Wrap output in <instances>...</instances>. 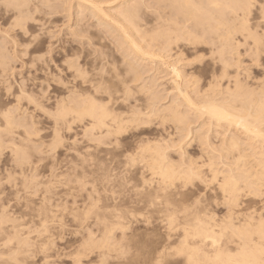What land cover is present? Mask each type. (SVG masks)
<instances>
[{
  "label": "bare ground",
  "instance_id": "bare-ground-1",
  "mask_svg": "<svg viewBox=\"0 0 264 264\" xmlns=\"http://www.w3.org/2000/svg\"><path fill=\"white\" fill-rule=\"evenodd\" d=\"M0 1L3 2L2 4L4 6L6 4L11 5V10H8V14H9L8 17H9L10 23H8L9 21H6L5 18L3 21H6L8 25L15 31V33H13L12 36L9 35V37L12 38V40H10L8 36H5V37H8L10 41H12L11 45L8 44L9 46L12 47L10 48L11 51H9L8 49L7 50L5 49L7 43H4V42L2 43L0 41V86L3 87L5 91L4 96H6V99L9 101L8 103L0 107V147H1L2 140L8 141L9 144L14 145V144H17L19 140L18 139L17 142L15 141L17 136H19L18 138H20V140H21L20 135L24 137V139L22 138L23 141H26L27 140L26 138L29 139L31 135L36 136L37 133H39L40 131L39 128L41 129L40 120H42L41 123L43 122V120L50 122L49 125H51L52 136H51L50 143L48 142L49 143L48 147L52 145L51 148H53V146L55 147L61 144L59 141L64 139L63 137L62 139L60 137L62 135L63 130L64 132H71V131L74 132V130L72 129L73 125H76L77 128L78 127L80 128V131L78 132L82 135L81 140L87 143V145L96 143L94 146L99 148L98 146L100 144L107 146L108 143L104 142L106 140L110 141L112 147L114 146L112 144L113 142L116 145L119 144V139L126 132L127 129L125 128L127 125H128V128H130L131 126L130 124H134V130H135L136 129L135 126L136 127L144 126L148 124L152 118L154 120V117L155 119L157 118L159 122V126H164L166 123H169L172 126V128L175 130V132L178 133V140L172 141L171 136L174 134L171 135L172 133L171 132L172 129H171L170 130L171 136L169 138H171L170 141H172V143L169 142L171 143V145L167 143L168 144L166 145L167 148L162 147L165 145V144L162 145V143H164L163 142L164 139H162V143L161 141L158 142V143H161L160 145H162V146H159L158 143L151 144L149 142L139 141L140 139H136V137H134L135 140H138L140 142L139 146L135 148V152L137 149H140V151L138 153V157H139L138 161L131 168H134L135 166L140 165L137 170L138 173H136L137 174L136 177L138 176V179H140L139 188L147 187L148 191L151 192L153 197H155L157 193V189H159L161 186L160 185V181L162 180L161 170H163V172H167L169 169H171L174 166L176 171L179 172L184 167H191L194 161L199 163L201 166L211 165L212 162L214 161L215 162L214 169L204 168L203 170L210 177L215 176L216 183L211 184L207 187L206 192H209L208 194L210 195L209 196L205 195L206 197L203 196L198 208L195 210L189 211L185 215L179 217V222L176 223L174 226H170L167 223V216H166L167 208L163 206L164 204L167 203V199L161 202L159 198H157V203L153 205V200L147 195H145L144 197H146V200L144 202H142V200L139 201V203H143V205L142 204L141 205L142 207L144 206L143 207V209H145L144 211L151 210L152 212H154L152 214L159 213L160 215H162L161 217L158 215V217L160 218H158L159 220L158 219L156 220L160 221V223L165 228L164 231H166L165 235L163 234L164 232L161 233V235L163 234L164 236H161L160 239H159L160 233L158 231L159 233L158 241L161 240V238L163 239L160 242L161 243L160 245L157 240H156L157 242L154 244L157 245L158 243V246L153 244L154 245L153 250H155L157 247L158 248L154 252L152 251V248H151L150 251L153 252V253L151 252L152 255H149L150 252L148 253L147 251H143L145 253H148V255L150 256V262L146 261L147 260L146 257L145 258L143 257L144 253L143 255H141L142 251H139L141 250V248L139 247L140 249L138 250L137 244H136L137 247H135L134 241H136V239L140 237L137 234L138 230L135 233V236L137 237L135 239L131 237L134 235H131V236L127 235L128 229H131L129 228V224H131L132 226L133 221H131V219L129 218L131 222L127 224L129 220L128 218H126L128 221L126 222V224L121 223L123 226L116 222L115 223L111 222V220H115V219L118 220L119 218H125L126 215L121 214L122 212H120L119 214H117V217H118L117 218L116 216L115 217L112 216L113 214L111 215V213L113 212L110 211L111 212L110 215L114 217L115 219L109 218L110 222L108 226H105L106 224L103 221L104 224L102 223V226H103L102 229L104 227L110 228V226H112L110 225V223L111 224L114 223V226L115 224L120 225V227L116 225L118 227L115 226V228L116 229L118 228L117 230L122 231V236H120V240L123 241L122 246L124 247L123 248L124 250L119 249L122 247L120 245V247L118 248V251L120 252L121 250H123L124 252L123 253L121 251V254H123V257L121 258H124L123 260H125L123 261V264H156L157 261H160L161 264H189V259H191L192 264H231V262L235 261L238 258H241V259L246 258L247 254L251 252L252 249L257 250L256 258H258V246L261 240V237L259 235L260 223L262 219V214H264V210L262 209V211H256V209L251 208L248 203L252 201L251 200L252 198L255 199V197L256 199L257 197L258 199H260L259 197L260 196L262 197V193H264V81L258 84V86L254 88H248L246 85L247 84L246 81L248 80L255 81L257 78L252 76L249 69L244 68L240 70V68L242 67L240 59H241L242 51H244V53L251 52L254 54L255 58L258 59L259 55L264 50V28H262L260 24L261 19H262L261 14H260L261 0H152L156 4L161 5V7L163 6L162 7L163 10L161 9L162 12L157 14L158 16L154 13L151 14L153 15V17L149 16L150 18H154V20L152 19L153 21H147V20H151L150 18L148 19V17H147V20H145L146 17L143 20V17H144L143 10L147 7V5L146 6L144 5L146 4L145 1L143 4L141 0H76L78 2V6L77 4L76 6L80 10V13H82L86 9H89L88 11H90L91 14H86V15H89V16L91 15L90 17L92 18L98 17V20L106 19V21H109L108 23H110L112 27H115L117 29L119 28L121 31L118 34V37L120 38L118 40L120 41V44L123 47H127V49H129L130 51H133L132 54H135L141 57L142 59L149 60V62H159L161 66L160 67L158 66V68H162V67L164 68L165 66L167 74L166 72L164 73V71L162 72L166 74L168 78L170 76L169 84H171V90L169 89L170 91H167L168 88H166L165 90L168 93L171 92L170 95L172 98L170 99V96H169V101L168 103H166L167 106L164 107L162 106L164 104L163 103L161 104L160 102L162 101L163 98L159 99L158 97L160 96L152 94L150 87H148L147 90L144 88L146 90V91L144 90L145 96L147 95V97H145L144 99V95H143L142 102L145 103V106L142 105L143 108L140 107L141 105H138L137 102L136 103L134 102L135 104H137L136 107L134 104H132V107H130L131 103L130 105L127 104L129 103L128 97L135 96L138 90L133 91L134 89H132L130 93L126 94L125 89H124L125 83H127L128 85L131 84V88H133V85L135 84L131 82L140 81L142 79L140 77V74L137 72H134V75L130 76L131 71L129 70L130 72H128L126 71L128 69H125L123 67L122 71L125 69L124 71L126 74L125 73L124 74L126 78H127V72L129 73L128 76L130 77L134 76L133 79L129 77L131 79L129 81L130 83L126 82L125 80L127 79L125 78L123 79L124 77V75H122L123 73L121 71H119L121 73L117 72L118 69L116 68H118L119 66L115 67L113 63L115 59L112 60L111 59L112 57H111L110 58L111 62L109 59H107L110 57L109 54L105 58L109 60L108 64L111 66L112 69L109 67V69H107L109 71L106 72L105 74L103 73L105 71V69L103 71V68L106 67L105 64H102L103 62L106 61L104 59V56H105L104 54V56H102L101 58V61L103 60L105 61L101 63L100 60H97L98 66L96 64L94 66L95 68L96 66L99 67V73L98 74L95 73L96 74L95 76L93 75V77L95 78H89L87 80L79 76V69H84L85 72L87 73L91 72L90 69H87V65H88V68L90 65L85 61L82 62V59H81L82 57L81 55H83L85 52L81 54L80 52H77L75 49L73 51L72 48H70L69 50L66 49L62 51H60V48H58L59 51L58 50H57L58 52L55 51L58 53L57 55H59L57 59L61 58V60L59 61L60 63L58 64L59 66L57 65V68L60 67L62 70L56 71V73L58 72V75H55L54 73L52 74L53 66L52 68L51 67L49 68V65H48L46 69L43 68L44 70L41 68V66L40 68L36 66L39 63H46L44 61L39 60L38 57H36V54L38 53L37 46L39 45L40 40L38 39L33 42L32 37L36 35H33V36L27 35L29 36L27 37L24 34V31L16 27H13V23L14 21L17 20V18H21L26 22L24 26L27 29L28 33H29V30H31V27L33 26L35 28L38 27V29L41 30L42 32L43 26L45 25H42V20H41L43 17L42 16L43 14L37 15L38 13L39 14L43 13V12H40L41 10L40 8L42 7H39V6L41 5L43 7L48 8L49 10H55L56 5H53V3L50 4L52 0H38L36 1L38 2L36 4L34 3V1L31 2V0H0ZM147 4L149 3L147 2ZM248 4H254V7L248 8L247 7ZM143 5L145 6L144 9L142 8ZM5 7L3 8V10H5ZM105 8L109 10H106ZM7 9L8 8H6V12H7ZM146 9H149V7ZM146 9H145V12L148 11ZM37 11L39 12L36 14V18H35L34 13H36ZM111 11L113 12L110 13ZM44 13L46 14V12ZM81 15L82 14L78 16H81ZM37 16L39 17L42 16V17H40L41 19H39ZM145 16H146V13H145ZM154 16H157V17H154ZM1 19L2 18H0V20ZM138 20H140L141 22L142 20L146 21V23L144 22L145 24L143 25H142L143 22L139 24ZM6 22L4 24H6L7 26ZM100 25L101 24H99V26ZM103 25L108 27V29L110 27V25H108L107 23H103ZM10 29L8 31H10ZM117 29H116V32H117ZM109 30H108V33L110 32ZM86 31L88 30H85V32L84 31L83 32L86 33ZM0 32L2 33V30H0ZM91 32H89V35ZM4 33L7 34V32H4ZM112 34L114 35V33ZM113 35L111 36L113 37ZM94 36H95L94 34L92 35V37L90 35V38L93 39ZM103 36L101 37L102 39H103ZM14 38H16V41ZM17 38L19 40L18 44H17ZM26 38H29V39H26ZM3 39L5 38L3 37ZM92 39H91V42H92ZM102 39L99 38V40L96 42L100 43ZM84 40L86 39L84 38ZM86 41L88 42V40ZM141 42H144L145 44L146 43L149 44V45L146 44L147 46L145 48H148V47L150 48V45H151V48H154V51H155V47H156L157 48L156 52L152 53L153 50L152 51L150 50L149 52L145 51L140 45ZM28 43L32 44L31 50L27 51V49L30 48L29 47L25 51H18L17 48H19V50L22 48L23 50L25 49V44H28ZM99 43L97 45H99ZM103 45L104 44H102V46ZM21 46H23L24 48ZM105 46L104 48L103 47L102 48L104 51H107L105 49L108 46L107 47ZM109 48H110V45H109ZM125 53L128 54V52L126 51ZM129 54H131V52ZM95 56H98V55H95ZM192 56H195L194 58L195 60L193 61L190 58ZM72 57H78V64L76 66L77 70L75 71H69V68L72 67V65L65 64V61L71 60ZM127 57H129V55ZM84 58L86 60V57ZM87 61L89 62V60ZM98 61L100 62V64L98 63ZM95 62H96V58H95ZM132 62L135 63V61H131V63ZM129 63L130 62H128L127 67H129ZM255 63L256 62L254 61V64ZM14 64H17L16 67L17 68L19 67L20 70H24V72L26 73L29 72V69L31 70L32 68V70H34L33 71L34 74H32V77L26 78V80L25 79L23 81L20 80L22 78L21 77L19 79L20 81H16L15 77L17 75L14 74V70H15ZM135 64H137V62ZM145 65H147V63H145ZM195 65H198V67L200 68L204 66V68L206 69L208 68L209 70L211 68V70L213 71L211 75V77L213 76V79L210 80V82L212 81L211 83H208L209 84L208 89L207 88L204 89L205 87H201L204 85H202L201 83V86H200L199 79L195 77L196 75L194 76V72L199 73V70L198 68H195ZM35 66L37 67L36 70L33 69L35 68ZM134 66H137V65H134ZM140 66H142V64ZM129 69L133 70V68H129ZM241 72L245 74V78H244V81L246 80L245 82L243 81L242 78H240ZM8 73H10L9 74L10 76L8 75ZM37 73L41 74V77H37L38 76ZM158 75H161V74L158 73ZM12 76L15 79V80L13 79L14 81L12 80L13 78ZM20 76H22V74ZM162 76L164 80L165 76L163 74ZM260 76H264V72H263V75H260ZM66 77H68L69 79ZM50 80L52 81V83H49ZM153 81L154 80H150V83ZM258 81H259V78H258ZM141 82H143V86H146V84L144 85V81H141ZM145 82L148 83V80ZM138 84L141 85L142 83H138ZM208 84L206 83L205 85L208 86ZM141 88L143 89V87ZM106 93H110V95L107 98L105 95ZM141 94H144V92H142ZM166 96H168V94ZM17 97H20V99H17ZM108 99H111L110 104L108 103ZM135 99H138V100L140 99L139 101L141 102V97L135 98ZM158 103L162 106L161 108L155 105ZM101 104H106L107 108L104 110H101L99 107V105ZM153 105H155L156 107H154ZM144 107L147 110V112L142 111ZM193 124L197 125L196 126L197 129L195 128L196 131H194L193 129V126H192ZM132 127L130 128L131 131H133ZM168 127H166V129ZM20 129H22V132H20ZM27 129L31 131L28 132ZM166 129L165 127H162V129L160 130L162 132V130L166 131ZM41 130L43 131V128ZM46 130L47 129H45L44 132ZM143 130L145 131V129ZM18 132L19 134L20 133L21 134L18 135ZM60 132H61V135H60ZM135 134L134 136H136ZM142 134H145V132ZM165 134L167 133L165 132ZM165 134L163 133L162 135L165 136ZM137 135H140V133ZM147 135L150 136V133ZM147 135H144V136L142 135V136L145 138V136ZM151 135L154 136L153 134ZM168 135L169 134H167V136ZM126 136L128 137L129 134ZM142 136L141 138L143 139ZM72 137H69V138H72ZM131 139H133V137ZM166 139L169 141L168 137H166ZM67 140L65 142L69 145V142H67ZM14 141L16 143L13 144ZM71 141L72 140H70V142ZM138 141H136V143ZM127 142L131 144V145H128V147L130 146V149L126 147L128 148V150H131L132 147H134L135 145L137 146L138 144V143L137 144L134 143L135 145L132 144L134 141L131 143V140L130 141L128 140ZM73 143L75 144V140L73 141ZM193 145H195V148L197 149V150L195 149L196 154L200 152L199 157L198 155L197 157H195L196 155L195 156L193 155L195 153L194 149H193L194 151L192 150L194 152L193 154L190 152V154H192L194 157L192 155L190 156L188 154L189 152L187 153L186 149L187 148L192 149ZM105 146H102V147L105 148ZM90 147L91 146H85L86 148L85 150L87 151L88 149V151L92 152V150H89ZM107 147H110V146H107ZM14 149L15 148H13V150ZM54 149H56V147ZM91 149H93V146ZM111 149L112 148L109 149L110 152L115 150V148L112 151ZM167 149H173L174 151H176L175 153L177 152L179 153L180 151V154L178 155L179 161L173 162L174 159L172 161V159H170L167 156V153H165V150ZM132 150L134 152V149ZM84 151L82 152L83 154H85ZM115 151H117V149ZM215 152L220 154L218 156V161L221 159L220 163H217L216 162L217 160L215 161V158H216V155L214 156ZM109 153L107 154L110 156L111 153L110 154ZM87 154L89 156H87ZM87 154L84 156H87L88 159L90 160L91 153H87ZM80 156L82 157L83 155H80ZM117 156H113V157L116 158ZM255 156H257L256 157L257 159L255 158ZM118 157L122 159L121 156H118ZM173 157L175 156L173 155ZM208 157H211V159H208ZM77 158L79 159V157ZM93 158H94V155H93ZM224 158L228 160L229 162H225ZM116 159L118 160V158ZM124 160L125 159L123 158V162H125ZM118 162L120 164L119 160ZM121 163H122V160H121ZM127 163L129 164L130 161H127ZM122 164H124V167L126 166L125 163H122ZM124 167L121 169L125 170ZM153 168L156 170V173H157L155 176H153V171H152ZM96 169L99 170L98 168ZM127 169L125 171H127ZM130 171L132 170L130 169ZM132 172L131 173L129 172V175L132 174ZM122 174L125 175L124 172L120 173L121 176H123ZM134 174L135 173H133L132 175L134 176ZM129 175L127 173L126 176H128V178L132 177ZM146 175L147 177H145ZM111 177H113V175ZM144 179H148V180L155 179L157 183L155 185L149 183L147 186H145L143 183ZM121 182H125V181H123L122 179ZM127 182H125L126 183L125 185H129L127 184ZM129 183H131V181ZM195 183L197 184L193 183L185 187L184 184L177 178L175 182L173 183L172 187L169 189L168 198L175 196L177 199H183L185 202H187V197H191V198L194 197L193 199H191L194 202L200 196L195 195L197 190L196 191L194 190L195 193L194 191H188L189 187H192V188L197 187L198 190L200 191L202 190V192L203 191L205 192V187L201 185L199 181ZM126 190L130 192L131 189L130 190L126 189ZM164 195L165 194L163 192H160V196H164ZM111 198L115 200L113 197ZM129 198L131 197H128L127 201H125V204H127L126 202H128L129 204V201H128L130 200ZM141 199L143 198L141 197ZM86 200H89V198H87ZM246 201H249V202H246ZM116 203L118 202L116 201ZM254 203L255 202H253L252 205H254ZM120 204L123 205L124 202ZM245 204L249 205L250 208H246L248 206H246ZM116 205L114 206L116 207ZM118 206L119 205H117V207ZM85 207L86 206H84L83 209ZM126 207L127 205L124 206L125 210L121 209L120 207L119 208L121 209V211L123 210L124 213L131 215V218H132V214L127 212L129 207L128 209ZM252 207H255V206H252ZM143 209L141 210L142 212H143ZM180 211L182 212L184 211L183 207L180 208ZM81 212L83 215V211ZM114 212H115V209H114ZM116 212L118 213V211ZM217 213H220V215L222 213L223 214L221 217H218L219 215H217ZM106 214H109V213L106 212ZM106 214H105V218L107 217ZM118 215L119 216L125 215V216L119 217ZM133 217H134V214H133ZM105 218L103 220H105ZM155 218L156 217L154 216V219H153L154 221H155ZM106 219L107 221H109L108 218ZM126 219H124V221ZM158 221H157V224L159 223ZM0 222L2 224L4 221L0 220ZM144 222H146L147 224L151 223V221H149V219L147 218H146V221ZM158 225H156L157 226L156 230H158V228H160V230L162 228L163 230V227L162 226L158 227ZM186 226H187V236H188L187 240H185V234H186L185 227ZM154 227L155 226L153 225V228ZM115 228L112 226L111 230H114ZM111 230L107 231L105 229L104 230V232L106 231L105 233L101 231V234L103 233L104 234L102 235L101 240L98 239L100 235L96 237L98 239V241L96 242H94L95 238L93 239V237H95L96 235L94 234L95 235L94 236L93 235L94 232H91L92 235H90V237H92V239L88 237L89 243L85 245V250L83 252H80L81 251L80 250L79 253L77 254L75 253L76 255H74V258L73 256L71 258L75 259V262L78 264V262L80 261L78 258L85 256L86 251H88L89 248L91 249V247H95V248L97 247V249H104V248H109V247L111 248L112 246L116 247L117 245L115 246L114 242L117 241V239L112 237L113 232ZM156 230H154V232ZM146 231L148 232V230ZM43 233H45V231ZM141 233H142V230H141ZM112 238L115 241L112 240ZM17 240H15V242ZM10 241L12 240L10 239ZM110 241H113L112 242L113 244H111ZM6 242H8V240ZM23 243H26V242H23ZM137 243H138V239H137ZM7 245L9 244L7 243ZM132 245L135 249V250L133 249L134 252H131ZM9 246L11 247V245ZM139 246H141L140 243H139ZM181 246H183V250L186 253L184 256H178L175 251L176 249L181 248ZM139 253L142 257L139 256ZM237 253H240L239 257L236 255ZM13 255H14V252H13ZM13 255H12V258H13ZM14 256L16 257V255ZM19 258L20 257H18V259ZM147 258L149 259L148 256ZM100 261L99 262L102 264V259ZM45 262L43 264H45ZM73 264H74V261H73Z\"/></svg>",
  "mask_w": 264,
  "mask_h": 264
},
{
  "label": "rangeland",
  "instance_id": "rangeland-1",
  "mask_svg": "<svg viewBox=\"0 0 264 264\" xmlns=\"http://www.w3.org/2000/svg\"><path fill=\"white\" fill-rule=\"evenodd\" d=\"M33 1H34L35 4L38 3V2H36L38 0H31V2H33ZM52 1H54V2H52ZM52 1H51L50 4L53 3V5H56L55 6L56 7L55 10H49L48 8L43 7V6L40 5L39 7H42V8H40L41 9L40 12H43V13L39 14L38 13L39 11H37L36 13H34V17L35 18H36V14L37 13H38L37 15H42L43 14L42 16L43 17L45 16L44 18L42 16H40V17H42V19L39 16H37L39 19L42 20V25H45V26H43L42 32H41V30L38 29V27L35 28L32 25L33 27H31V30H29V34H28L29 36L37 35V33H40L41 34V36H39L40 43L37 46L38 53L36 54V57H40V56L44 55L45 52H49V55L46 58V60L48 62L47 61H44L46 63H39L40 65L39 64L36 65L38 68H40V66H41L42 69L43 68L46 69L48 65H49V68L50 67L52 68V66H53V69H52L53 72H52V74L54 73L55 75H58V72L56 73V71L57 70L58 71H61L62 70L60 67H58L59 69L57 68V65L60 63L59 61L61 60L60 57H59L60 59H57L58 56H59V55H57L58 54L57 52L59 51L58 48H60V51L66 50V49L69 50L70 48H72L73 51L75 49L77 52H80L81 54H83L85 52L83 55H84V57H86V60L83 57V55H81L82 56L81 57L82 62L85 61V62H87L90 65L89 68H88V65H87V69H90V71H91L89 73L91 75L90 78H95V77H93V75L95 76L96 74L99 73V67H97L98 66L97 60H100L101 61L102 56H104V54H105L104 59L106 61L105 60H103V61H105L106 63L103 62V61H101V63L103 62L102 64H105V66H106V67L103 68V71L105 69V71L103 72L104 74L109 71V70H107V69H109V67L111 68V66L108 63H109L110 58L112 57L111 58L112 60L115 59L114 62L112 61L114 63V65H115V67H118L119 66L121 68V69L119 67L116 68V69H118V71L117 70L116 71L118 73H121V72L123 73L122 75H124V77L123 76L122 77H123V79L124 78L127 79V80H125L126 82H129L131 79H133L134 76L133 77H130V76L131 75H134V72L139 73L140 74V77L142 78V79L140 78L141 80L138 81V82H131V83L135 84V85H133V88H132V89H134L133 91H135V90L137 91L138 90V92H137V94H135V96H133V97L132 96H129L128 97L129 103H127V104L130 105V103H131L130 107H132V104H134L135 107L137 106V104L138 105H141L140 107H142V105L145 106V103L142 102L143 101L142 98H143V95H144V99H145V97H147V95L145 96V91L148 89V87H150V89L152 91L151 92L152 94H155L157 96H160V97H158L159 99H162L163 98L162 101H160L161 104L162 103L164 104L162 106H164V107L167 106L166 103H168V101H169V96H170V99L172 97L170 95L171 92L170 93L167 92V91H170L171 90V84H169L170 83V81H169L170 76H169V78L166 76L167 72H166L165 66H164L165 69L163 67L162 68H158V66L159 67L161 66L159 64V62H149V60L142 59L141 57H139V56H137L135 54H132L133 51H130L129 49H127V47H123L120 44V41L118 40V39H120L118 37V34L120 33L121 30L119 28H118L119 29L118 30L117 28L112 27V25L110 23H108L109 21H106V19L105 20H103V19L98 20V17H93L92 18V17H90L91 15L90 16L89 15H86V14H91V12L88 11L89 9H86L85 8L86 10H84L82 13H80V10L77 7L78 6V2L76 0H52ZM63 1H65V2H63ZM144 1L146 2V4H144ZM141 2L145 6L147 5L146 8L149 7V9H146L144 5L142 7L143 9L145 8L146 10H148L146 12H145V9L143 10V12H144L143 20H144L145 17H146L145 20H147V17H148V19L150 18L149 16L153 17V15H151V14L154 13V14L157 15V14H159V13L162 12L161 9L163 10V8H162L163 6L161 7V5L156 4L152 0H141ZM147 2L149 4L150 3H152V4L149 5V4H147ZM2 3L3 2L0 1V18H2L0 20V26L2 28L3 25H4V27L2 29L0 28V30H2V33L0 32V34H1L0 41L2 43L3 42L4 43H7L5 49L6 50L8 49L9 51H11L10 48H12V47L9 46V45L12 44V41H10V40H12V38H10L9 35L12 36V34L15 33V31L8 25V23H10V20H9V17H8L9 16L8 10H11V7H5ZM76 4H77V6H76ZM154 4H156V5H154ZM3 6L5 7V10H3V8H4ZM70 6H72V7H70ZM6 8H8L7 9V12H6ZM67 10H69V11H67ZM106 10H109V9H106ZM150 10H152V11H150ZM44 12H46L47 16H46V14ZM87 12H89V13H87ZM112 12L113 11H111L110 13H112ZM145 13H146V16H145ZM3 14H4V16H3ZM80 14H82V15L81 16H78ZM67 15H68V17H67ZM157 16H154V17H157ZM4 18H5L6 21H9V22L7 23L6 21H3ZM89 18H90V20H89ZM150 19L151 20H147V21H153L154 20V18H150ZM47 20H48V22H47ZM143 20H142L143 23L140 20H138V23L139 24L142 23V25L145 24L146 21H143ZM5 22L7 23L8 28H7L6 24H4ZM103 23H107L108 25H110L111 29L109 27V29H110L109 30L108 27H106L105 25H103ZM99 24H101V25L99 26ZM64 25H67V28H65ZM102 27H104V28H102ZM9 29H10V31H8ZM116 29H117V32H116ZM85 30H88V31H86L87 34L84 33ZM108 30L111 32V34H110V32L108 33ZM111 30H113L114 32L111 31ZM3 31L4 32H7L8 35L5 34ZM31 32L34 33V34H32ZM89 32L92 33V34L90 33L91 37L94 34L95 35L94 36L95 39L96 38L97 39L95 40L94 37H93V39L90 38ZM3 33H4V35H3ZM112 33H114V35ZM74 34H75V36H74ZM111 35H113V37ZM5 36H8L10 38V40H9L8 37H5ZM29 36H27V37H29ZM76 36H78L79 38L78 39L77 38H74ZM102 36H103V39L101 38ZM3 37L5 39H3ZM98 37L103 40V42H102V40L100 41L101 45H100L99 42H96V41L99 40ZM1 38L3 39V41H2ZM84 38L86 40H88L89 43L86 40H84ZM113 38H115L116 41ZM14 39L16 41V38H14ZM26 39H29V38H26ZM91 39H92V42H91ZM5 41H7V42H5ZM108 42H110V43H108ZM18 43H19V40L17 38V44ZM98 43H99V45H97ZM50 44H51V49H49V45ZM102 44H104V45L102 46ZM142 44H143V46H142ZM146 44L149 45L148 43H146ZM146 44L144 42H141L140 43L141 47L145 51L149 52L150 50L151 51L153 50L152 53L153 52H156V50H157L156 47H155V51H154V48H151V45H150V48L151 49L149 47H148L149 49L148 48H145L147 46ZM19 45H21V44H19ZM109 45H110V48H109ZM90 46H92L94 48H92ZM104 46L105 47L108 46L105 50H107V51L109 50L110 52L108 51V53H107V51H104L103 50ZM21 47H23V46H21ZM61 47H63V48L65 47V48L63 49ZM17 49H18V51H25L27 48H25L23 50H22V48L20 50H19V48H17ZM28 50H31V47L29 49H27V51ZM55 51H57V52H55ZM93 51H94V53H93ZM125 51L128 52V54L125 53ZM130 52H131V54H129ZM9 54H10V52H9ZM86 54H87V56H86ZM88 54H90V55H88ZM108 54H109L110 57L107 58V59H109V60H107L105 58L106 56H108ZM126 54H127V56L129 55V57H127ZM38 55H40V56H38ZM95 55H98V56H95ZM132 55H133V57H132ZM95 58H96V62H95ZM121 58H123V59H121ZM124 58H125V60H124ZM190 58L192 59V61L195 60L194 59L195 56H192ZM49 59H50L51 62L49 61ZM87 60H89V62ZM240 60H241V66H242L240 68V70H242L244 68L245 69H249V71L251 72L252 76L257 78L255 80L256 82L254 80H248V81L245 80L246 83H247L246 85H247L248 88H254V87L258 86V84H260V83H262L264 81V78H263L264 76H260V75H263V72H264V66H262V65H264V50L259 55L258 59L255 58V56H254L253 53H251V52L250 53H244V51H242V55H241V59ZM53 61L54 62L56 61L57 63L56 62L54 63ZM119 61H120V63H119ZM122 61H124V62H122ZM131 61H135V63L137 62V64H135L134 62H132L134 65H137V66H134L131 63ZM254 61L256 62L255 64H254ZM110 62H111V60H110ZM128 62H130L129 63V67H127L128 66ZM98 63L100 64L99 61H98ZM123 63L126 64V65H124ZM138 63H140V64H138ZM145 63H147V65H145ZM95 64L97 65L96 66L97 70L94 67ZM121 64H123V65H121ZM141 64H142V66H140ZM143 64H144V66H143ZM16 65L17 64H14L15 70H17L18 72H20V73H18L17 71L14 70V74L18 76V77L17 76L15 77L16 78V81H20V80L23 81L24 79L26 80V78H30V77H32V74H34V72H33L34 70H32V68H31V70L29 69V72L31 73L30 74L29 72L26 73V72H24V70H20V68L19 67L17 68ZM42 65H44V66H42ZM55 65H56V67H55ZM36 66L33 69L36 70V68H37ZM91 67H92V69H91ZM123 67L125 69H128L126 71H128V72L131 71L130 72L131 73L130 76H128L129 73L127 72V78L125 76V74H126L125 71H124L125 69L122 71ZM55 68H56V70H55ZM129 68H133V70H131ZM157 68H158L159 71L157 70ZM195 68H198V70H199V73L194 72V76L196 75L195 77H197L199 79V85L201 86V83H202V85H204V86H201V87H205L204 89H206V88L208 89L209 88V84L208 83H211L212 81L210 82V80L213 79V76L211 77L213 71L211 70V68H210V70L208 68L207 69L204 68V66H202L201 67L202 69H201L200 67H198V65H195ZM111 69H110V71H111ZM94 70H96V71H94ZM119 71H121V72H119ZM162 71H164V73L166 72V74H164ZM10 73H8V75ZM158 73L161 74V75H158ZM200 73H201V75H200ZM19 74L20 75L22 74V76H20ZM23 74H24V76H23ZM162 74L165 76L164 77V80L162 78L163 77ZM25 75H27V76H25ZM37 75H35V76L41 77V74L37 73ZM240 75H241L240 78H242L243 81H244L245 74L241 72ZM66 78H68V77H66ZM200 78H201L202 81L200 80ZM258 78H259V81H258ZM13 79H14V77L12 78V80ZM147 80H148V83L145 82ZM150 80H154L155 82L153 81V82H151L152 83L151 84L150 83ZM141 81H144V85L146 84V86H143V82H141ZM138 83H142V84L140 85ZM206 83L208 84V86L205 85ZM136 84H138V85H136ZM130 86H131V84H130ZM140 86L143 87V89ZM135 87H137V88H135ZM166 88H168L167 91L165 90ZM141 89H142V91H141ZM142 92H144V94H141ZM156 92H158V93H156ZM4 93H5V91H4L3 87L0 86V107L9 102L6 99V96H4ZM166 93L168 94V96H166L167 95ZM134 97L135 98H140L141 97V102L139 101L140 99L138 100V99H135ZM136 100H138L140 103L138 101H136ZM134 102L135 103L137 102V104H135ZM159 103L158 104H155V105H157V107L159 106L161 108L162 106ZM155 105H153V106L156 107ZM140 107H139V109H140ZM142 108H141V110H142ZM142 111L147 112V110L145 109V107H144V109ZM156 120H157V118L155 119V117H154V120H153V118L151 119V121H153V122L149 121L148 124H146L144 126H141V127L140 126L139 127H136L135 126L136 132L134 130V124H130L131 126L129 125L130 128L133 126L132 127L133 131H131L130 128H128V125H127L125 129H127V130L129 129V130L128 131L126 130V132L124 133L125 135L123 134L122 137L119 139V145H120L119 148L120 149L117 148V147H114L116 144H114V142L112 143L114 145L113 147L115 148V150L117 149V151L113 150L114 148L112 147V145L110 147H107V146H109V144H107V146H105L103 144H100L98 146L99 148H97V147L94 146L96 143L95 144L93 143V144L87 145V143H85L83 140H81L82 135L78 132V131H80V128L79 127L77 128L76 125H73V128H72L74 130V132L73 131H71V132H64V130H63L62 135H61V132H60L61 139H62V137L64 139L65 138L69 139V140L65 139V141L67 140V142H69V145L63 139L62 140V141H64L63 144L61 143L60 145H57L58 148H57V146H55L56 149H54L55 148L54 146H53V148H51L52 145L50 147H48L49 146V143H50V140H51V136H52V134H51V125H49L50 122H47V121H44V120L42 122V123L45 122L44 124H42L41 123L42 120H40V125H41L40 127H41V129L43 128V131L39 128V130H40L39 133H37L36 136L35 135H31L29 137V139L26 138L27 139L26 141H23L22 140V138L24 139V137H22L20 135L21 133L19 134V132H18V135H20L21 140H20V138H18L19 136H17L16 139H15V141L17 142V140L18 139L19 140H18L17 144H14V143H16L15 141L13 142V144L15 146L12 145V144H9L8 141L2 140L1 141V147H0V220H2L4 222L2 224L0 222V224H1V226H0V229H1L0 230V233H1L0 234V253L2 255V256L0 255L1 256V258H0V264H8L9 262H11L9 264H37V262H39V264H43L45 261L47 262V264H73V261H74V264H75L76 263L75 262V259H73L74 258V255H76L77 253H79L80 250H81L80 252H83L85 250V245H87L89 243V238L88 237H90V235H92L91 232H94L93 235L94 234L96 235V236L94 235L95 237H93V239L95 238L94 239V242H96V241H98V239L101 240L102 235L106 232V231L104 232L105 229L107 231H109V230H111L112 226L115 228V226L118 225V224H120V225L126 224V222L128 220H129V222H127V224H129L131 221H133L132 222L133 225L131 226V224H129V228H131V229H128V233L126 232L127 235H130V236L131 235H134V236H131V237H133L135 239V238H137L135 236V233L138 230L137 234L140 237L138 236L139 238H137L138 239V243H137V239H136V241H134L135 247L138 246L137 247L138 250L141 248V250H139V251H142V254L141 255H143V253H144L145 256L143 255V257L144 258L146 257V259H147L146 261L150 262V256L149 255H152V253L158 248L157 247L155 250H153L154 249L153 246L156 245L154 243H156L158 241V236L159 235H160L159 236V239H160V237L161 236H164L165 235V232H166V231H164L165 228L163 227V225L160 223V221H158L159 220L158 218H160L162 215H160L159 213L158 214L155 213L156 215L155 214H152L154 212H152L151 210L150 211L149 210L148 211L146 210L147 212L144 211L145 210V209H143L144 206L142 207L143 203H139L140 200H142V202H144L146 200V197H144L145 196L144 193H138V192H136V189L140 187V184H139L140 183V179H138V176L136 177V175H137L136 173H138L137 170H138V168H139L140 165L139 166H135L136 168L135 167L134 168L128 167V169H127L126 167H124V164H122V163H125V165H128V163H127L128 160H126L125 157L128 155L127 153H135V148H137L139 146V143H140L139 141L149 142L151 144L152 143L153 144H157L160 141L162 143V139H164V141H163L164 143H162V145L165 144L164 146L160 145L161 143H158V144H159V146H162V147L167 148L166 145H168V144L171 145L172 141H174V140L177 141L178 140V133L175 132V130L172 128V126L169 123H166L164 126H159V122H158V120L157 121ZM155 121L158 122V123H156ZM197 125H194V124L192 125L194 131H196V129H197L196 126ZM158 126L161 127V128H159ZM168 126H170V127H168ZM142 127H143V129H145V131L142 129ZM162 127H165V129H166V127H168L167 129H169V130H167V129H166V131L164 130L167 134H169L168 136H167V134H165V132L163 130L161 132L160 129H162ZM45 129H47V130L44 132ZM170 130H171L172 133L170 132ZM27 131L30 132L31 130H28L27 129ZM20 132H22V129H20ZM144 132H145V134H142ZM135 133H137V134L140 133V135H137ZM149 133H150V136L147 135ZM161 133L162 134L164 133L165 136L162 135ZM170 133H171V135L172 134H174V135L171 136ZM73 134H74V136H73ZM128 134H129L130 138H129V136L128 137L126 136ZM134 134L136 136H134ZM151 134H153L154 136H152ZM48 135H49V137H48ZM70 135H72L73 137L70 136ZM142 135L143 136L144 135H147V136H145V138L148 137L147 138L148 141ZM66 136H68V137H66ZM131 136L133 137V139H131L132 138ZM141 136L143 137V139L141 138ZM170 136L172 137V141H170L171 140V138H169ZM69 137H72V138H69ZM134 137H136V139H140V140L139 141L138 140H135ZM166 137H168L169 141L166 139ZM124 138H126V139H124ZM155 138L157 139V141H156ZM159 139H161V140H159ZM70 140H72L71 141L72 143L70 142ZM74 140H75V144L73 143ZM123 140H125V141H123ZM126 140L127 141L128 140L129 141L131 140V143L134 141L132 144H134V143L137 144L138 143L137 146L134 144L136 147L134 145H132L134 147H132L131 150L134 149V152H133V150L132 151L131 150H128V148L130 149V146L128 147V145H131V144L129 142H127ZM154 140H155V142H154ZM136 141H138V142L136 143ZM165 141H166V143H165ZM104 142L106 143L107 140L104 141ZM169 142H171V143H169ZM84 144H85V146H91L89 150H92V152L91 151H88V149H87V151H88L87 152L85 150L86 148H85ZM81 145H83V146H81ZM125 145H127V146H125ZM59 146H60V148H59ZM92 146H93V149H91ZM102 146H105V148L102 147ZM126 147H128V148H126ZM13 148H15L14 149L15 151L13 150ZM95 148H96V150H95ZM110 148H112L111 149V151L113 150L112 152H110V150H109ZM97 149H98V151H97ZM174 149H175V147H174ZM193 149L194 150L196 149L195 148V145L192 146V149L191 148L190 149L189 148L186 149L187 153L189 152L188 154L190 156L194 153L193 152L194 151ZM126 150H128V151H126ZM176 150H177V148H176ZM196 150H195V153L193 155L194 156L196 155L195 157H197V155H198V157H199L200 152L199 153L197 152L198 154H196ZM83 151H84L85 154L82 153ZM108 151L111 153L110 156L107 154V153H109ZM120 151H121V153H120ZM175 152L176 151H174L173 149H167V150H165V153H167V156L170 159H172V161L174 159L173 162L179 161V156L178 155L180 154V151H179V153L178 152L175 153ZM190 152L192 154H190ZM87 153H91V156H90L91 158L89 157L90 160L87 157V156H89ZM86 154H87V156H84ZM80 155H83L85 159L83 158V156L81 157ZM93 155H94V158H93ZM117 155L118 156H121L122 159H120V157H118ZM173 155L175 157H173ZM215 155H216L215 161L217 160L216 162L217 163H220L221 159L218 161V156L220 154H218L217 152H215L214 153V156ZM113 156H117L116 158H118V160L120 161V164H119L118 160L116 158H114ZM77 157H79V159L80 158L81 159L79 160ZM110 157L113 160L114 159L115 160L113 161ZM171 157H173V158H171ZM256 157L257 156H255V158ZM123 158L125 159L124 160L125 162H123ZM203 159H205V158H203ZM17 160H19L24 166L23 167H18L17 164L15 163V161H17ZM121 160H122V163H121ZM224 160H225V162H229L225 158H224ZM26 161H30L31 162L30 163V166L27 163H25ZM81 161H83V162H81ZM95 161H97V162H95ZM114 162H116V163H114ZM102 165L104 166V169H103L104 172L105 173L110 172L111 173V176L113 175V177H111V182L108 184L107 189H105L103 186H101L98 189V194L96 195V199L99 200V201H101L105 206H107V205L110 204L111 208L113 207L112 208L113 210L111 211L113 213H111L110 211H107V210H102L98 214H96L95 216L93 215L91 218H89L84 223L83 227L82 226H79V225H77V223L75 221L73 222V220L71 218V216L73 215L71 209L75 205V206H78L79 209L83 210V207L87 205V203H88L89 200H86V199L89 198L92 195V191H93L92 185H94L96 178L99 177V175L101 173V171H100L101 170V167L100 166H102ZM121 165H122V167H121ZM123 167H124L125 170L127 169V171L121 169ZM91 168H92V170H91ZM96 168H98L99 170H97ZM129 168L133 172L130 171ZM123 172H124V174L127 172L128 175H129V172L130 173L132 172V174L133 173H135V174H134V176L132 174H130L129 176H132V177H129L128 178V176H126L127 173L125 175L122 174L123 176L120 175V173H123ZM85 175H88L89 177H92L93 178L92 180L89 181V186H90L91 190H90V188H87V189L81 191V185L77 183V180H79L80 178H82ZM126 177L128 179H130V178L131 179L128 180ZM145 177H147V175ZM25 178H27V179H25ZM122 179L125 182H127V181L130 182L131 181V183L127 182V184H129L131 186V188H130L131 190L129 189L130 192L128 190H126V185H125L126 183L125 182H121ZM26 183L30 186V189H31L30 191L26 190V188H25V184ZM118 184H119V186H118ZM194 184H197V183H194ZM194 190L195 191L197 190V192L195 193ZM188 191H194L195 195H199V196H201V193H202V190L201 191L198 190L197 187L196 188L195 187H193V188L192 187H189ZM114 193H115V195H113ZM208 193L209 192H206L205 191L203 196L204 197H206L205 195L209 196L210 194H208ZM109 195H111V196H109ZM262 195H264V193H262ZM111 197H113L119 204L116 203V201L113 200ZM128 197H131L133 199L129 198L130 199V200H128L129 201V204H128V202H126L127 204H125V201H127ZM141 197L143 199H141ZM193 198H191V199H193ZM259 198L260 199H258V197H257V199H256V197H255L256 200L253 199V198L252 199L250 198L252 201H250V203H248L250 205V207L256 209V211H262V209L264 210V208H263L264 207L263 206L264 205V199H262L261 196ZM111 199H112L113 203H112ZM253 200H255V201H253ZM121 201L124 202V204H125V205L123 204L124 206L127 205V207H126L127 209L131 205L129 207V209L128 210L126 209V210H127L128 213H131L132 214V218H131V215H128L127 213H124L123 210L121 211V209H124L125 210L124 206L122 204H120V203H122ZM131 201H132V203H131ZM246 202H249V201H246ZM253 202H255L256 205H255V203H254V205H252ZM82 204H84V205H82ZM116 204L119 205V206L117 207ZM114 205H116V207ZM245 205L248 206V207L245 206L246 208H250L249 205H247V204H245ZM251 205L252 206H255V207H252ZM66 209H67V211H66ZM114 209H115V212L118 211V213L117 212L115 213L114 212ZM116 209H118V210H116ZM142 209H143V212H145V213H143L141 211ZM106 212H108L109 214H106ZM120 212H122L121 214H125L127 217L125 215H121V216H125V218H119L118 220H116L114 217L115 216L117 217V214H119ZM110 213H111V215L113 214L112 216H114V217H112L110 215ZM54 214H55V216L56 215L57 216L55 217ZM80 214H81V216H83L82 215V212H80ZM105 214L107 215L106 218H108V219L109 218L110 219L111 218L112 219H115V220H111V222H114V223L116 222L118 224H115V226H114V223H112V224L110 223V225H112V226H110V228H108V227L105 228L104 227L105 229L104 228L102 229V227H103L102 226L103 221L106 224L105 226H108V224L110 222V219H109V221H107V219L105 218ZM133 214H134V217H133ZM222 214L220 215V213H217V215H219L218 217H221ZM109 215H110V217H109ZM158 215L160 217H158ZM2 216H3V218H2ZM121 216H119V217H121ZM154 216L156 217L155 218V221L153 220L154 219ZM104 218H105L106 221L103 220ZM126 218H128V220ZM129 218L131 219V221H130ZM146 218L149 219V221H151V223H150L151 225L150 224H147L146 222H144V221H146ZM124 219H126V220L124 221ZM156 219H158V220H156ZM120 220L123 221V222H125V223L121 222ZM134 221H135V223H134ZM157 221L159 222L158 224H160V225L157 224ZM106 222H108V223H106ZM155 222H156V224H155ZM152 224L155 226L154 228H153V225ZM120 225H118V226L120 227ZM156 225H158V227H161L162 226L163 227V230H162V228H161V230H160V228H158V230H156L157 229L156 228L157 227ZM118 226H116V227H118ZM122 226H121V228H122ZM10 228H11V230H10ZM121 228H119V229H121ZM15 229H16V231H15ZM117 229L115 228L114 230H111L113 232L112 233V237H114L115 239H117V241H115L112 238V240L115 241L114 243H115V246L117 245L116 246L117 248L112 246L111 247L113 249L112 250L110 247L109 248H104V249H97V247L96 248L95 247H91V249L89 248V250L86 251L85 256L80 257L82 259L78 258L80 260L78 262V264L80 262H81L80 264H93V263L94 264H101L100 263L101 262L100 261L101 259H102V264L103 263L104 264L105 263L106 264H123V261H125V260H123L124 258H121V257H123V254H121V251L123 252V250H124L123 248L124 247L122 246L123 241L120 240V236H122V231L121 230H117ZM133 229H134L135 232L133 231ZM129 230L130 231L132 230V231L130 232ZM141 230H142V233H141ZM146 230H148L149 233ZM154 230H156V231L154 232ZM44 231H45V233H43ZM101 231H103L104 233L101 234ZM158 231H159L160 234L158 233ZM77 233H79V234H77ZM161 233H163L164 235L163 234L161 235ZM12 235H13V237H12ZM118 236H119V238H118ZM96 237H98V239ZM131 237H130V239H131ZM156 237H157V239H156ZM10 239L12 241H10ZM162 239L163 238H161V240L158 241L159 245L161 244L160 242L162 241ZM7 240H8V242H6ZM15 240H17V241L15 242ZM13 241H14V243H13ZM86 241H87V243H86ZM130 241H132V240H130ZM23 242H26V243H23ZM110 242H111V244H113L112 243L113 241H110ZM7 243L9 245H11V247L9 245H7ZM118 243H119V245H118ZM134 243H133V245H134ZM139 243H140L141 246H139ZM158 243H157L156 246H158ZM136 244H137V246H136ZM120 245L122 246L121 248H119ZM133 245H132V248H131V252H134V250H135L134 247H133ZM23 248H25V249H23ZM93 248H95V249H93ZM118 248L119 249H123V250H121L119 252L118 251ZM151 248H152V251L153 252L150 251ZM42 249H44V250H42ZM15 250H16V252H15ZM102 250L105 251L106 253L103 252ZM106 250L107 251L110 250V251L107 252ZM12 251L14 252V255H16V257L13 255V252ZM25 251H26V253H25ZM111 251H113V252H111ZM143 251H147L148 253L149 252L150 253L152 252V253L151 254L149 253V255H148V253H145ZM16 253H18V254H16ZM24 254H26V255H24ZM118 254H119L120 257L118 256ZM12 255H13V258H12ZM23 255H24V257H23ZM101 255L103 256L104 259L102 258ZM141 255L139 253V256H141ZM146 255L149 257V259L147 258ZM17 256L20 257V258L18 259ZM72 256H73V258H71ZM114 256L115 257L117 256V257L115 258ZM18 261H20V262H18ZM97 262H99V263H97Z\"/></svg>",
  "mask_w": 264,
  "mask_h": 264
},
{
  "label": "snow or ice",
  "instance_id": "snow-or-ice-1",
  "mask_svg": "<svg viewBox=\"0 0 264 264\" xmlns=\"http://www.w3.org/2000/svg\"><path fill=\"white\" fill-rule=\"evenodd\" d=\"M6 7H11V5H5ZM248 8H252L254 7V4H248L247 5ZM260 14H261V27L264 28V0H261L260 3ZM25 21L21 18H17L16 21H14L13 23V27H16L22 31H24V34L27 36L29 33L27 31V29L25 28ZM65 28H67V25H64ZM40 33H37L36 36L32 37V41H36L39 39ZM75 36V34H74ZM75 38H79L78 36H76ZM32 47L31 43L25 44V48H29ZM49 49H51V44L49 45ZM49 55V52H45L44 55L38 57L39 60L41 61H45L47 56ZM65 64H70L72 65V67L69 68V71H75L77 70L76 66L78 64V57H72L71 60H66ZM264 66V65H262ZM79 76L84 78L85 80L90 78V74L85 72L84 69H79ZM49 83H52V81L50 80ZM124 89H125V93H130L132 91V88L130 85H128L127 83L124 84ZM106 98L110 95V93H106ZM17 99H20V97H17ZM108 103H111V99H108ZM101 110H104L107 108L106 104H101L99 105ZM119 135V133H118ZM59 139V138H58ZM60 143H63L62 140L59 141ZM106 143L109 144V146H111L110 141H107ZM115 147L119 148L120 145L117 144L115 145ZM140 149H137L135 153H129L125 159L130 161V163L128 165H126L125 167H132L135 165V163L138 161V153H139ZM208 159H211V157H208ZM15 163L17 164L18 167H23L24 165L19 161H15ZM25 163H27L30 166V161H26ZM204 168H215V162L213 161L211 165H203L201 166L199 163L197 162H193L191 167H184L182 168L179 172L176 171L175 167L173 166L171 169H169L167 172H163V170H161V174H162V180L160 181V188L157 189V193L156 196L153 197L151 192L148 191L147 187L144 188H137L136 192L138 193H144L145 195H147L148 197H150L153 200V205H155L157 203V198H159V200L161 202L165 201L167 199V203L164 204L163 206H165L167 208V223L170 226H174L176 223L179 222V217L185 215L187 212L195 210L198 208V206L201 203V200L203 198L204 193H201V196L198 197L194 202L191 200V197H187V202H185L183 199H177L175 196L168 198V193H169V189L172 187L173 183L175 182V180L178 178L185 187L199 181V183L201 185H203L205 187V191L207 190V187L211 184H215L216 180H215V176H209L208 174L205 173V171L203 170ZM104 166H101V173L99 175L98 178H96L94 185H92L93 191H92V195L89 197V201L85 207V209L80 210L78 208V206H73V208L71 209L73 215H72V220L75 221L77 223V225L79 226H83L84 223L93 215L98 214L100 211L102 210H107V211H112L113 209L111 208L110 204L105 206L101 201L96 199V195L98 194V189L103 186L105 189H107L108 184L111 182V173L104 172ZM153 176H155L156 170L153 168ZM27 179V178H25ZM92 177H89L88 175L83 176L82 178H80L79 180H77V183L81 185V191H83L84 189L89 188V181L92 180ZM143 183L145 186H147L149 183L155 185L157 183V181L155 179L152 180H148V179H144ZM25 188L26 190L30 191V186L26 183L25 184ZM131 186L130 185H126V189H130ZM160 192H163L165 195L164 196H160ZM115 195V193L113 194ZM184 195V194H182ZM262 199H264V195H262ZM183 207L184 211H180V208ZM67 211V209H66ZM83 211V216H81L79 213ZM185 240L188 239L187 236V226L185 227ZM79 234V233H77ZM259 235L261 237L260 240V244L258 246V258H256V254H257V250L256 249H252L251 252H249L246 256V258H238L235 261L231 262V264H264V214H262V219H261V223H260V232ZM90 239H92V237H90ZM178 256H184L186 253L183 250V246H181V248H178L175 250ZM163 255V254H161ZM238 257L240 256V253L236 254ZM37 264H39V262H37ZM45 264H47V262H45ZM156 264H161L160 261H157ZM189 264H192L191 259H189Z\"/></svg>",
  "mask_w": 264,
  "mask_h": 264
}]
</instances>
